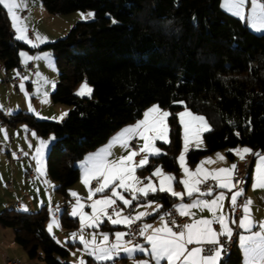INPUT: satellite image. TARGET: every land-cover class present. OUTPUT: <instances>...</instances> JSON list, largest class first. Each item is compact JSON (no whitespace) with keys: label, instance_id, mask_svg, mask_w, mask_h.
<instances>
[{"label":"trees","instance_id":"obj_1","mask_svg":"<svg viewBox=\"0 0 264 264\" xmlns=\"http://www.w3.org/2000/svg\"><path fill=\"white\" fill-rule=\"evenodd\" d=\"M220 1L41 0L50 13L94 14L40 47L54 52L59 72L50 97L69 105V110L62 121L38 119L26 111L2 118L10 125L25 122L40 136L53 135L47 174L64 203L67 188L79 179L75 163L122 125L141 117L150 104L170 112V142L161 143L166 153L150 156L140 171L151 172L159 165L178 174L177 113L185 106L205 116L211 129L203 132L205 146L186 154L189 164L225 148L264 149V33L251 31L245 21L224 11ZM26 47L14 38L7 11L0 5V62L6 69L19 67L18 52ZM83 79L91 86L90 97L73 93ZM148 198L165 207L171 201L168 193L158 191ZM48 212L46 206L31 212L5 209L0 211V224L14 230L15 241L29 258L72 264L63 260L70 244H59L45 228ZM60 221L64 228L78 224L66 208ZM240 261L234 247L220 264Z\"/></svg>","mask_w":264,"mask_h":264},{"label":"snow or ice","instance_id":"obj_2","mask_svg":"<svg viewBox=\"0 0 264 264\" xmlns=\"http://www.w3.org/2000/svg\"><path fill=\"white\" fill-rule=\"evenodd\" d=\"M247 2L248 0H224L223 6L236 17L244 20ZM0 5L7 10L12 27L16 33L15 38L32 47H37L38 45L28 37L27 26L17 12L22 7V0H0ZM93 15V13H88V16ZM250 19L251 26L255 30L264 31V3H260L259 0H251ZM44 39L46 38L40 37L39 34L36 35V40L43 42ZM20 56L24 57L27 61L48 58L47 54L44 57H32L24 52H21ZM20 87L23 90V84ZM52 87H55L54 83ZM91 93L92 89L85 82L81 85L76 95L90 97ZM175 103L183 105V101H176ZM29 111H34L30 103ZM8 114H11V112ZM66 115L67 113H63L59 119H63V116ZM170 115V112L162 110L159 105L151 106L144 111L143 119L123 129L118 136L110 141V144L106 148L101 149L89 158L87 165L83 169L82 183L88 188L87 200L91 201L90 204L85 205L82 203L83 198L75 191L70 193L72 197L76 198L75 204L72 205L70 216L73 218L78 217L79 219V243L84 246L83 251L92 257L97 264H107L109 261L114 262L120 257L122 252L128 257H132L137 251L150 255L155 264H161L162 261H165L166 264H220L222 255L225 253V246L221 243V237H224L226 242H231L234 235L230 224H236L238 228L248 232H251L254 227L251 218V200L243 204V216L237 224L236 219L231 218L223 210V202L226 199L225 191H220L213 199L202 198L213 196L216 188L227 190V192L231 193L230 205L234 212L238 207V197L243 194V190L233 191L236 187L233 182V174L237 167L235 164L231 165L230 168H220L213 172H209L202 167L205 163H212L211 158L201 161L195 171H191L186 166V154L190 149V145L194 143L196 148H199L202 144V133L211 130L203 116L192 113L186 106L184 107V111L177 114L179 123L183 128V150L178 157V162L184 172V178L178 181V183L183 185L184 191H175V177L172 174H164L160 167L155 168L152 173V176L160 178L158 187L153 184L151 177L145 178L148 180V183L144 187L137 186L142 183L135 175L137 169L143 168L148 163L149 155L161 154L160 149L155 146L156 142H170V128L167 122ZM25 130H27L26 127ZM0 131H4L5 138H7L6 130ZM32 135H35V133H32ZM137 138L143 140V144L138 151L133 149L126 156H121L115 160L108 159L111 156L110 148L112 146L118 144L128 149L131 141ZM47 144L48 141L41 140L40 146L36 148V155L34 157L38 165L37 172L41 175L44 174L42 170V158ZM229 151L241 160H244L246 155L249 154L258 158L253 188H264V154L254 153L248 147L230 149ZM140 153H145L146 155H144L139 163H136L135 157L140 155ZM217 158L221 161L225 159L219 153H217ZM208 179L215 181V185L209 186L206 191H202L199 185L206 183ZM92 180L97 181V185L94 188L91 186ZM118 189L122 191H118ZM157 191L168 193L171 197L179 198L180 200H183L185 196L194 197L191 203H180L174 206L180 216L191 217V222L179 225L173 220L170 226L165 216L171 215V213H166L160 216L162 224L159 228H153L151 224L143 223L139 228V235L144 237L147 245L150 247H144L139 244L128 247L127 245L131 244V241L125 242L123 240L128 233L119 231L114 233L115 241L111 243L109 242V234L103 232L99 233L102 237L99 242H97L96 231H93L90 240L84 238L82 233L85 228L99 229L105 221L110 222L112 225H124L131 228L132 224L152 213L138 212L134 216H124L122 214L123 208L115 207L117 200L121 201L125 207H130L133 201H138L141 197L146 198L150 193L154 194ZM106 192L110 194L105 195ZM123 193H129L131 199L126 198ZM97 194L100 195V198L94 199ZM86 206L91 209L90 213L84 211ZM138 207H152V202L139 204ZM160 207V205H156L153 211H159ZM109 209L112 211L109 212ZM192 209H199L201 211L206 209L211 214V218L201 217L196 219L194 218L196 213L191 211ZM22 210L27 211V208L24 207ZM54 225L59 226L58 221L55 219L48 225L47 230L50 234L53 231ZM214 225H219V230L214 228ZM260 228L261 232H253L251 235H239V243L244 248L248 257L245 264H264V223L260 224ZM149 230H151L150 235L147 234ZM77 235L75 232L71 233L73 242H75ZM57 242L60 243V241ZM206 245L209 247H205ZM78 264H86V261L80 259ZM138 264H149V261L141 260Z\"/></svg>","mask_w":264,"mask_h":264},{"label":"crops","instance_id":"obj_3","mask_svg":"<svg viewBox=\"0 0 264 264\" xmlns=\"http://www.w3.org/2000/svg\"><path fill=\"white\" fill-rule=\"evenodd\" d=\"M22 2H23V0H22ZM33 2H34V7H39L38 2L37 3L35 1H33ZM259 2L262 3L261 0H259ZM223 4H224V0H221L220 1L221 8L224 11H226L227 13H230L223 6ZM22 11H26V10H21V12H20V16L22 18H25V16L28 13V11H26V13L24 15H22ZM88 13H93V12L92 11H88V12L84 13V16L86 18L90 17V16H88ZM230 14H232V13H230ZM250 15H251V0H248V2L245 5V19L242 20V21H245V23L248 26V28L251 31H253L254 33H264V31H257L251 26ZM233 16H235V15H233ZM27 21H28L29 24L34 25V26L37 23L36 18H33L31 16H30V18ZM28 31H31V29L29 28ZM37 56H39V55H37ZM34 60H31L34 63V73L31 74L29 71L26 70V72H28L27 73L28 74L27 80L24 81V78L22 76H20L21 82L19 83L18 89L14 88L12 86L11 82L8 81V82L5 83L4 78L2 79L3 74H6V77L7 78L9 77L10 79L15 77V76H18V75H15L14 72L12 73V68H14V67L6 69L4 67V65H3V63L0 62V96L1 97L4 96L5 103H6V107H5L6 111L3 112L0 109V117L1 118H2V116L6 117V118H8L10 116V114H8L12 110L10 108V103L13 100V96L18 97V95H14L15 93L13 92V90H17L18 91L21 88L20 87L21 84H26L27 87H28V91H29L30 88L32 87V85L34 84V82L42 76L41 67H40L41 61H40V59H34ZM25 69H26V67H25ZM23 74L24 73H22V75ZM6 86H7L6 89H7L8 93H6V95H5L4 94L5 93L4 89H5ZM49 91H50V93L53 91L52 83H51L49 89L46 91L48 96H49ZM24 102H25V100H24ZM151 106H153V104H150L149 106H147L143 110V113H144V111H146ZM48 107H50V109H54V110H55V108L56 109L59 108V113L60 114H59V117L57 119H59L62 116L63 113H67L68 110H69V106L68 107H62V106H59V105H52L51 103H50V105L48 103ZM18 111H21V110H18ZM12 113H14V112H12ZM143 113H142L141 117H139L135 121L122 125L119 129H117L112 134H110L105 142H103L102 144L96 146L95 148L87 151L84 154V156L82 157V159H83L82 163H80V165H79L81 167L80 168L81 171H80L79 177L81 175H83V169L87 165L89 158L92 157L94 154L98 153L101 149L106 148L110 144V141H112V139L114 137L118 136L122 132L123 129H125L128 126H132V125L136 124L137 121L143 119ZM64 117L65 116H63V118ZM9 125L10 124H7V123L6 124L5 123H0V129L1 130L8 129ZM26 133H27L26 134L27 137L24 140V142L22 143L21 147L24 148L25 151L26 150L29 151L28 154H29L30 157L29 158H21L20 160H25V162H26V163L25 162L23 163L24 164L23 168L26 170L25 173L28 176V178L31 179V181L28 182L26 180V182L29 183L30 186H32V188H34L33 189L34 191L32 190L33 195H29L28 199L26 197H24L23 202H20V203L19 202H15V204H16L15 207H17L19 209H22V207H26L27 210L30 211V209L31 210L37 209V207L40 206V205L46 206V203H47L46 201L47 200L45 199L44 194L41 193V192H43V189H42L41 183L37 180V177L34 176V178L32 179L28 175L29 170L33 169L35 171V169H34V166H35L34 165V163H35L34 160H35V158L34 157L36 155L37 145L32 141V138H31L32 135H30V131H28ZM39 136L40 135L37 134L34 137L36 142L38 143V147L40 146L39 145V142H40L39 140H41V139H39ZM140 141H141V144H143V140L137 138V144L138 145H139ZM29 145H31V147H29ZM193 145H195V144H193ZM204 146H205V143H204V141H202V144L200 145L199 148H203ZM195 147L196 146H193L192 148H195ZM243 147H248V146H237L235 148H243ZM235 148H233V149H235ZM248 148H250V147H248ZM129 150H130V148L125 149V148L121 147L118 144L115 145V146H112L110 148L111 156H109L108 159L109 160L118 159L121 156H125L126 153L129 152ZM222 150H218V151L206 154V155L202 156L195 164H192V165L187 162V158H186V166L191 171H195L197 166L200 165L201 161H205L208 158H211V160L213 161L212 163H205L202 166L205 170H207L209 172H213V171H215L217 169H220V168H230L231 165L235 164L236 159H238L239 157L236 156L233 153H232V156H228V154H227L228 151L224 152V149H222ZM217 153L223 155L225 157V159L223 161L219 160L217 158ZM261 154H264V152L261 153ZM144 155H145V153H140V155L136 156L135 157V162L139 163V161L144 157ZM151 156H154V155H151ZM46 158H47V156H46ZM148 160H149V158H148ZM257 163H258V158L255 156V158H254V160L252 162L251 168L249 170L247 181L242 186L243 189H245L246 192H247V195H248L247 201L248 200L252 201L250 209H251V218L253 220L254 227L252 228L251 232H248V231H245V230L242 229V231H241V233H239V235H251L253 232H261L262 231L261 228H260V224L264 223V188H253L254 176H255V168H256V164ZM82 164H84V166ZM15 165L16 164H14V163H12V165H11V169H12V172H13L12 177L14 179L13 181L16 180V176H17V168H16ZM178 165H179V163H178ZM157 167H159V165L156 166L155 168H157ZM155 168L151 172H146V173L148 175L149 174L152 175V173L155 170ZM160 168H162V167L160 166ZM139 169H137V171H136L137 173L143 172V171H140ZM162 171H163L164 174H172L175 177V180H176V182H174V190L175 191H177V192H183L184 191L183 185L178 183V181H180L181 179L184 178V172L181 169L180 165H179V172H178L177 175L175 173H173V172L166 171L163 168H162ZM0 172H2L1 168H0ZM35 173H36V171H35ZM47 176H48V174H47ZM142 177L145 180L146 176H142ZM153 177H156V179L153 182V184L158 187L160 178L158 176H153ZM147 182H148V180H147ZM10 184L12 186V190L10 191V190L7 189L8 196H6L0 202L1 203L0 211L8 209V207L13 209L14 206H13V204H12L10 199H12V197H17L18 195H20V193H17L15 188H13V185H15L16 183L14 182L12 184L10 182ZM8 185H9V183L7 184V187H8ZM72 185H70L69 187H71ZM138 187H144V186L140 185ZM73 190L74 189H72V191ZM72 191L70 190V193ZM118 191H122V190L118 189ZM220 191H225V194H226V199L223 202V210H224V212L226 214H229L230 217L232 218V210H231V205H230V196H231L230 192H227V190H221V189L216 188L214 193H213V196L202 197V198L203 199H213L215 197V195H217ZM233 191H237V190L233 189ZM39 193H40V195H39ZM109 194H110L109 192L105 193V195H109ZM123 194L125 195L126 198L131 199V196H130L129 193H123ZM50 196H51V199H50V201H51V204H50L51 214H50V216L52 217V219H55L56 221H58L59 226L57 227V226L54 225L53 226V231H52L51 234L47 230L48 229V225L50 223H52L51 221H46L45 228H46L47 232L54 238V240L56 242L60 241L59 244L66 245V246L68 244H70L69 256L67 258L63 259V260L68 261V262H70L72 264H78V261L80 259L85 260V257H88V259L86 261V264H97V262L92 257L88 256L87 253L83 251L82 244L79 243V238H76L75 242H73V240L71 238V233H70L71 230H73V229L76 230L78 228V224H79L78 218H77L78 224H77V226L75 228H64L62 226V224H61V221H60V214H61L60 212L61 211L57 208L58 205H56V204H54V202H52L54 198L51 195V193H50ZM99 198H100L99 194H97L94 197V199H99ZM193 199H194V197H188V196H185L183 200H180L179 198L171 197L170 204H173L175 206V205H178L180 203H191ZM148 202H152V207H148V208L138 207L139 204H146ZM90 203H91V201H90ZM133 203H135V204H134V209H133V211L131 213L127 212V208L128 207H125L122 204V202L119 201V200H117V204L115 205V207L123 208V213L122 214L124 216H134L138 212L152 213L151 215H147V216L143 217L142 220H140V222L142 224L143 223L151 224L153 226V228L161 227L162 222L160 220V216L163 215V209L165 207V205H164V203L162 201L156 200V199H149L148 196H147L146 198L141 197L138 201H133ZM156 205H160L161 207L159 208V211L154 212L153 209L156 207ZM54 211L58 212L59 217H55L54 216V214H53ZM108 211L111 212L112 210L109 209ZM191 211L196 213V215L194 217L196 219H199L201 217H203V218H211V214L206 209L203 210V211H201L199 209H192ZM191 219H192L191 217H188L187 223L191 222ZM230 226L232 227V224H230ZM214 228L219 230V225H214ZM125 229H126V226H124V225H112L110 222L105 221V223L102 224L99 229L93 230V229L86 228V231H85V233H83V236H84V238L86 240H90L91 237H89V234H92L93 231H96V233H97V242H99V240L102 239V237L99 235V233H101V232L108 233L109 236H110V241L109 242L111 243V242L115 241L114 233L117 232V231L125 232ZM147 234L150 235L151 234V230H149ZM239 235L237 236V239H236L235 248H237L239 250L240 254H241V261H240L239 264H245V261H246V259L248 257H247V254L245 253L244 248L239 243ZM140 237H141V239H140L139 242H131V244H128L127 246L128 247H132L133 245L139 244V245H143L144 247H150L149 245H147L144 237H142V236H140ZM74 246H78L82 250L81 254L78 255L77 258H75V259L72 257V249H73ZM6 257H10L11 259H14V260L20 261L22 263H26V264H46V263H44V261H42L43 263H38V262L34 263L33 261L35 260V258L34 259L29 258L27 253H26V251H25V249L15 241L14 230L11 227H4V226H2L0 224V264H5ZM40 260H42V259H40ZM141 260H147V261H149V264H155V261L151 259L150 255H146V254L141 253L139 251L135 252L132 257H128L126 254H124L122 252L119 258H117L114 262L109 261V262H107V264H138V262L141 261ZM161 264H166V262L162 261Z\"/></svg>","mask_w":264,"mask_h":264},{"label":"rangeland","instance_id":"obj_4","mask_svg":"<svg viewBox=\"0 0 264 264\" xmlns=\"http://www.w3.org/2000/svg\"><path fill=\"white\" fill-rule=\"evenodd\" d=\"M33 1H35L36 3L38 2L39 7H34ZM21 10L28 11L25 18H22L20 16ZM17 12H18V15L22 18V21L26 24L27 29H29V28L31 29V31H28V33H27L28 37L30 39H32L38 46L32 47L31 45L21 41L24 44H26L27 47L26 48H20V50L18 52V54H19V65L20 66L12 68V73L14 72V74L18 75V77L22 76L24 78V81L27 80V77H28L27 73L28 72H26L25 67H26V64L30 61H27L24 57H21L20 56L21 52H24L28 56H32V57H36L37 55H39V57H44L45 54H47L48 58L47 59H43V58L40 59V61H41L40 67H41L42 76L34 82V84L32 85V87L30 88L29 91H28V87L26 84H23V86H24L23 90L21 88L18 91L13 90V92L15 93L14 95H18V97L13 96V100L10 103V108L12 109L10 112L12 113V112H16L18 110H21V111H26V112L34 114L38 119L62 121L65 117L61 120L57 119L59 117V114H60L59 108H57V109L55 108V110L50 109V107H48V103H49V105L51 103L52 105H59L62 107H68L69 105L67 106V104H65V103H56L55 104L50 97V91H49V96H48V94L45 95V93L49 89L51 83L52 84L54 83L56 86V82L58 80L59 72H58V68L56 65L55 54L51 49H47V48L41 49L40 47L46 43L54 42L58 38L63 37L78 22L84 21L87 18L84 16V13L79 11V10H76V11H73V12H70L67 14L50 13L43 6V4L41 3V0H23L22 7L20 9H18ZM30 16L33 18H36L37 23L35 24V26L28 23L27 20L30 18ZM9 19H10V17H9ZM10 27H11V30L13 32L14 38H15L16 33L12 27L11 20H10ZM37 34H39L40 37L46 38V39H44L43 42L36 40ZM22 73H24V74L22 75ZM25 77H26V79H25ZM3 78H7L6 74H3L2 79ZM7 79H10V78L8 77ZM85 82L88 84V82L85 79H83L75 85V87L73 88V93L75 95H76L77 91L80 89L81 85L84 84ZM88 86L91 88V86L89 84H88ZM6 88H7V86L4 89L5 95H6V93H8ZM82 97H89V96H82ZM24 100H25V102H24ZM29 103L31 104V108L34 109V111H29ZM153 105H158V104L154 103ZM5 107H6L5 98H4V96H2V97L0 96V109L3 112L6 111ZM161 109L164 111H168V109H165V108H161ZM188 110H190V109H188ZM181 111H184V108L180 109L178 111V113ZM191 112L196 114V115L203 116V115L197 114L193 111H191ZM203 117L205 118V116H203ZM177 118H178V122H179L178 115H177ZM167 122H168V120H167ZM168 125H169V123H168ZM25 127L27 130H25ZM180 127H181V146H180V150L177 154V162H178V157L180 156V153L183 150V128L181 125H180ZM169 128H170V126H169ZM4 130H6L7 138H5L4 131H0V168L2 169V172H0V202L6 196H8L7 184L10 182L13 184L15 182L16 184L13 185V188H15L16 192L20 193V195H18V196L16 195L17 197H12V199H10V200L14 206V208H13L14 210L24 211V210H22L24 207H22V209L15 207L16 206L15 202H19V203L23 202L24 197H26L28 199L29 195H33L32 190L34 188H32V186H30V184L26 182V180L29 182V181H31V179L28 178V176L25 173L26 170L23 168V166H24L23 163L25 162V160L17 159L15 157V154H16V152H19V151L29 153V151H27V150L25 151L24 148L21 147L22 143L24 142V140L27 137L26 132H28V131H30V135H32V133H35V135H32L31 138H32V141L38 147V143L36 142V140L34 138L37 134H36L35 130L32 127H29L25 122H17L13 126L9 125V128L4 129ZM52 138H53L52 134H49L47 136H39V139L44 140V141H48L47 147L44 149V154H43V158H42V164H43L42 170H43L44 174L41 175L40 173L37 172L38 165H37L36 159L34 160L35 161L34 169H35L36 173L33 170L35 177H37V180L41 183V186L43 189V192H41V193L44 194V197L47 200L46 201L47 202L46 207L49 211L48 212L49 216H48L47 221H51V222L53 221V219L50 216V214H51V210H50L51 196H50V193L54 198L52 202H54V204L58 205L57 208L61 211L60 213H62L64 208H66L68 216H70V212L72 210V205H74L76 202V198L72 197L70 195V190L72 191V189H74L73 191L78 193V195L81 198H83L81 201L82 203H84L85 205L90 204V201L87 200L88 188L82 183V175L79 177V179L71 187L67 188V195L69 198L67 199V201L65 203H64V201H65L64 196L55 190L56 183L54 181H52L49 178V176H47V162H46V156L48 154L49 148H50L52 142L54 141V139H52ZM41 140H39V141H41ZM202 141H203V133H202ZM161 143H164V142L157 141L155 146L160 149L161 154H164V153H166V148L163 145H161ZM193 144L190 145V148L195 146ZM39 145H40V142H39ZM138 146H139V148L142 146L141 141L139 142ZM230 149H233V148H225L224 152L229 151ZM131 150H133V149L130 148L129 151H131ZM128 154H129V152L126 153V155H128ZM149 156H151V155H149ZM82 161H83V159L82 160L80 159L75 163L76 166L79 167V169L81 168L79 165H80V163H82ZM12 163L16 164L15 166L17 168V176H16L15 181H13L14 179L12 177V174H13L12 169H11ZM82 165L84 166V164H82ZM80 171H81V169H80ZM135 175L140 179V181H142V183L138 184L137 186H140V185L144 186L145 184L148 183L147 180L146 179L144 180L142 176L151 177L152 182H154L156 179V177H153L151 174L148 175L145 171L141 172V173L136 172ZM39 195H40V193H39ZM0 207H1V203H0ZM41 207H42V205L38 206L37 209H34V210L30 209V211L27 210L25 212L37 211ZM8 209H12V208L8 207ZM84 211L90 213L91 209L86 206ZM85 231H86V228L84 229L83 233H85ZM73 232L77 233L78 234L77 238H79V235H80V225L79 224H78V228L76 230L75 229L71 230L70 233H73ZM91 236H92V234H89V237H91ZM83 247L84 246L82 245V248ZM81 252H82V250L80 247L74 246L72 249V257L74 259L77 258V256L80 255ZM73 253H75V255H73ZM87 259H88V257H85V261H87ZM42 261L43 260H40L39 258H35V260L33 262L34 263H37V262L43 263Z\"/></svg>","mask_w":264,"mask_h":264},{"label":"built area","instance_id":"obj_5","mask_svg":"<svg viewBox=\"0 0 264 264\" xmlns=\"http://www.w3.org/2000/svg\"><path fill=\"white\" fill-rule=\"evenodd\" d=\"M261 1H262V3H264V0H261ZM25 13H26V11H22V15H24ZM26 70L29 71L31 74L34 73V63L32 61H30L26 64ZM4 80H5V82H8V81L11 82L12 86L16 89H18L19 83L21 82V78L18 76H15L11 79L4 78ZM0 123L6 124V122L1 117H0ZM130 148L137 150V151L139 150V146L137 144V139H134L131 141ZM252 151L254 153H263L264 149H260V150L252 149ZM15 157L17 159L29 158V154L27 152H20L19 151V152H16ZM254 158H255L254 155L249 154V155H246L244 160H241L240 158H238L235 161V165H237V167H236L234 174H233V176H234L233 182L236 185L234 190H240V189L243 190V194L241 196H239L238 200H237L238 207L235 209L234 212L232 211V218L236 219L237 224L239 222V219L242 218V216H243L242 206L248 199L247 192L245 189H243L242 186L247 181L249 170L251 168V165H252ZM28 175L30 178H32V179L34 178L35 174H34L33 169L29 170ZM214 184H215V181H213L212 179H208V181L206 183L199 185V187L201 188L202 191H206L209 186H214ZM96 185H97V181L92 180L91 186L94 188V187H96ZM7 188L10 191L12 190V186L10 183H9ZM134 204L135 203H133L130 207L127 208L128 213H131L133 211ZM231 210H232V208H231ZM166 213H171V215L165 216V219L169 222L170 226H171V222L173 220H175L176 223L179 225L187 223L188 217L180 216L179 212L176 210V208L174 207L173 204H170L163 209V215H165ZM53 214L55 217H59V214L57 211H54ZM141 226H142V223L140 221H137L136 223L132 224L131 228L126 227L125 232L128 233V235H126L123 238V240L125 242H127V241L139 242L141 239V237L139 235V228ZM232 228H233L234 235H233L231 242H226V239L224 237H221V243L224 244V246H225V253L222 255V259L226 258L230 254L232 249L235 247L237 236L242 231V229L238 228L236 224H232ZM174 230H176V229H174ZM205 247H209V246L206 245ZM5 264H26V263H22L20 261L6 257Z\"/></svg>","mask_w":264,"mask_h":264}]
</instances>
